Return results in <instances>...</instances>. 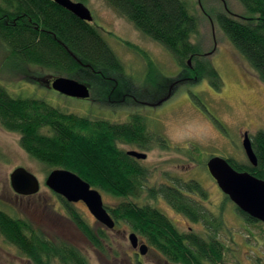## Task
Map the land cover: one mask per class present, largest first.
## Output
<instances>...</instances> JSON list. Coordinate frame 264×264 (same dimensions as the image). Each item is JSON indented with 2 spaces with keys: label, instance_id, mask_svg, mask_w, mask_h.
Wrapping results in <instances>:
<instances>
[{
  "label": "rangeland",
  "instance_id": "obj_1",
  "mask_svg": "<svg viewBox=\"0 0 264 264\" xmlns=\"http://www.w3.org/2000/svg\"><path fill=\"white\" fill-rule=\"evenodd\" d=\"M73 1L83 2L91 10L92 24L124 66L121 75L108 76L119 80L121 86L146 105L110 104L107 85L96 80H79L90 89L89 98L79 99L46 87V80L58 77L51 71L33 66L28 67V72L17 69L12 73L7 68L11 51L1 41L0 85L14 97L41 99L64 113L115 124L128 123L129 114L141 106L138 110L147 118L148 134L168 146L162 147L158 141L155 150L148 152L147 160L142 162L150 177L148 187L172 183L183 188V183L196 181L207 196L196 192L187 196H191L212 221H221L217 235L225 248V264H264V224L247 222L207 169L208 160L214 156L248 164L242 145L244 134L247 132L252 139L258 130H264V83L216 22L220 13L245 18L257 15L248 12L238 0H186L200 22V34L193 38L200 46L199 58L211 64L221 77V88L215 89L209 79L197 80L192 74L184 75V68L165 47L137 30L105 0ZM194 64L191 61L189 65ZM171 89V100L163 104L162 97ZM149 101H158V104L151 105ZM120 145L124 151L130 149L128 144ZM18 167L33 173L40 182V191L23 200L17 197L10 182V175ZM54 169L29 156L20 145L18 133L0 126V210L30 221L51 238L75 246L88 264H172L140 236L151 252L147 256L138 255L128 239L133 231L123 225L107 230L109 239L103 242L104 249L93 246L67 215L60 196L46 186L47 176ZM101 194L105 205L113 206L120 201ZM147 194L142 195L140 202L151 203L168 216L179 231L204 236L208 232L203 221L192 222L162 197L148 201ZM74 207L94 228L105 229L84 203H74ZM0 264L34 263L0 235Z\"/></svg>",
  "mask_w": 264,
  "mask_h": 264
},
{
  "label": "trees",
  "instance_id": "obj_2",
  "mask_svg": "<svg viewBox=\"0 0 264 264\" xmlns=\"http://www.w3.org/2000/svg\"><path fill=\"white\" fill-rule=\"evenodd\" d=\"M238 1L257 16L245 18L220 13L216 22L264 83V0ZM105 2L145 36L165 47L184 68V75L192 74L197 80L209 79L215 89L221 88L218 72L199 58L200 46L193 38L200 34V22L186 0ZM0 18L17 23L12 26L0 22V41L11 51L7 68L12 73L34 66L58 77L96 80L102 84L101 76L124 73L122 62L100 30L52 0H0ZM187 59L194 61L193 67ZM0 126L18 133L21 147L33 159L51 168L70 170L92 188L120 199L116 205H106L116 227L123 225L145 238L169 263L225 264V248L217 235L221 221H212L183 191L164 185L148 187L145 184L147 171L121 148L120 144L145 147L147 126L140 117L134 116L131 123L125 124L91 120L64 113L41 99L14 97L0 85ZM251 140L257 166L227 159L236 170L264 180V130H258ZM182 186L180 189L187 193L207 196L196 181ZM144 193H148V201L164 198L174 210L194 223L203 221L208 232L204 236L179 231L171 219L151 203L140 202ZM60 198L67 215L84 236L96 248L104 249L103 242L109 239L108 229L94 228L73 203ZM236 209L247 222L257 221ZM0 235L34 264H88L75 246L51 238L30 221L14 218L2 210Z\"/></svg>",
  "mask_w": 264,
  "mask_h": 264
},
{
  "label": "water",
  "instance_id": "obj_3",
  "mask_svg": "<svg viewBox=\"0 0 264 264\" xmlns=\"http://www.w3.org/2000/svg\"><path fill=\"white\" fill-rule=\"evenodd\" d=\"M53 1L83 21L92 23L94 20L91 10L83 2ZM49 86L54 91L68 97L79 99L90 97L89 87L72 77L59 76ZM242 145L249 163L252 166H257L258 159L247 132L244 135ZM127 154L138 159L147 158V154L143 152L128 151ZM207 169L222 192L241 212L264 224V180L249 172L236 170L227 158L220 156L210 158L207 162ZM10 182L14 192L19 195L31 196L40 191L38 178L24 167H18L12 172ZM45 183L55 194L67 202H83L99 224L109 230H115L116 222L107 210L101 192L92 188L90 183L78 174L67 169H54L47 176ZM128 239L132 248L139 255L145 256L150 250L145 242L139 240L137 233H130Z\"/></svg>",
  "mask_w": 264,
  "mask_h": 264
},
{
  "label": "flooded vegetation",
  "instance_id": "obj_4",
  "mask_svg": "<svg viewBox=\"0 0 264 264\" xmlns=\"http://www.w3.org/2000/svg\"><path fill=\"white\" fill-rule=\"evenodd\" d=\"M53 1V0H52ZM0 22L5 24V25H12V26H16L17 23H16V20L14 21H10L9 19H5V18H0ZM38 30H41L39 29L38 27L36 28ZM101 78H103L104 80V84L108 86V91H109V102L110 104H115V105H121L123 103L127 104V103H130L132 102V104H141L142 106L143 105H146L145 101H141L138 99V97L133 93V92H129L127 91V89H125L123 86H121L120 84V81L115 79L114 77H110V76H101ZM189 78V77H188ZM53 80H46V83H45V86L48 87L49 89H52L49 85L52 83ZM88 86V85H87ZM89 87V86H88ZM173 89V88H172ZM172 89L170 91H167L164 96L162 97V100H163V104L169 102L172 98ZM53 90V89H52ZM159 101V100H158ZM158 101H155V102H152V101H149L151 103V105H157ZM161 103V104H162ZM160 104V105H161ZM138 109H141V106L140 108H137L136 109H133V113H130L129 114V122L128 123H131L132 122V118L134 116H137V117H140L142 119V121H144L146 123V126H147V118L144 117V114H142V110H138ZM144 119V120H143ZM148 129V127H147ZM147 134H148V130H147ZM245 135V134H244ZM159 138L161 135H159ZM251 138V137H250ZM158 141L160 142V139L157 140L156 136L154 135H149L148 134V137L146 139V143H145V147H141V145L137 144V145H129L130 146V149H128L126 151V154L128 151H137V152H143V153H148V152H152L153 150H155V145H157ZM164 142V143H163ZM160 144H163L162 147H167V143H165V141L161 140ZM158 146V145H157ZM146 151V152H144ZM128 155V154H127ZM132 160H134L137 164H139L142 168H144L142 166V162L143 161H146L147 158H148V154H147V158L146 159H138L136 158L135 156H131V155H128ZM146 171H148L146 168H144ZM149 181H150V177L147 178V180L145 181L146 185L148 186L149 185ZM193 181V180H192ZM186 182V181H185ZM188 182L186 183H183V184H188ZM168 186V187H172V188H175V189H178L180 191H183L184 194L186 195H190V193L188 192V194L185 192L186 190H182L180 189L179 186H176V184L172 185L171 184H161L160 186ZM18 198L22 199L23 198H27V197H31V196H34V195H31V196H23V195H19V194H16ZM61 197V196H60ZM191 197V196H189ZM61 199V198H60ZM79 203V202H78ZM83 203V202H82ZM74 204V203H73ZM140 241H143L139 238ZM144 242V241H143ZM151 252V250L148 251V253L145 255L147 256L149 253ZM138 254V252H137ZM139 255V254H138Z\"/></svg>",
  "mask_w": 264,
  "mask_h": 264
}]
</instances>
